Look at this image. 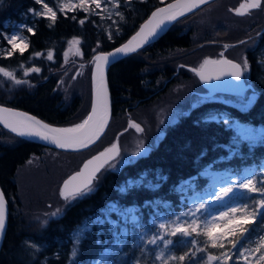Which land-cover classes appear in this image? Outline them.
Here are the masks:
<instances>
[{
	"label": "trees",
	"instance_id": "1",
	"mask_svg": "<svg viewBox=\"0 0 264 264\" xmlns=\"http://www.w3.org/2000/svg\"><path fill=\"white\" fill-rule=\"evenodd\" d=\"M44 1L53 5L51 0ZM169 1L171 0L127 1L123 7L120 6L124 19H120L112 39L107 36V23H104V19L96 10L91 8L85 12L79 8L63 12L57 8L55 22L45 17L29 21L33 32L25 31L28 48L22 54L15 51L10 56H4L3 35L14 23H21L25 14L30 15L29 9L37 11L40 5L35 3V0H0V68L18 69L35 63H39L40 67V72H31L28 78H24V86L18 87L10 86L12 84L0 73V80L6 82L9 88H13L10 98L4 96L7 95L4 91H0V104L26 111L57 127H72L82 122L91 105L94 56L123 43L155 8ZM238 2L239 0H216L210 3H220L218 7L222 6L221 9H231L228 14H224L220 9L223 18L229 20L226 17L231 16L234 21H241L238 24L241 26H223L225 32L221 38L216 39L218 44L212 43L215 40L213 32H206L201 37L199 53L183 62L168 63L162 68L150 69L152 63L163 59L164 56L169 57L178 50L194 47L195 31L178 25L180 27L169 30L154 44L114 63L108 71V85L112 97L111 123L104 136L91 148L78 153L57 151L20 139L0 127V187L9 209L6 235L0 250V264H93L101 258L115 238L104 213L105 208L112 203L119 209L134 208L137 220L143 228L134 227L133 223H130L128 228L127 224L129 234L118 248L119 258H114L111 264H153L150 262V254L146 252L141 255V247L136 243L139 233L153 228L151 221L157 220L160 215L173 218L189 208V200L194 192L201 193L212 188L211 177L214 174L227 173L236 180L237 176L242 179L252 172H260V166L264 164V140L234 144V129L222 119L224 116L227 120L229 118L251 126H264V54L257 38L264 25V17L257 23L255 22L261 15L253 17L256 19L254 21L250 16L236 17L233 11ZM213 10L210 11L212 15L208 16L207 22L211 26L213 23L220 25L222 21L217 22L221 19L220 12L213 13ZM185 19L187 18L178 22ZM81 20L84 21L83 24L80 23ZM245 26L247 28L244 29ZM73 38L80 39L81 64L85 70L82 86L75 89L80 92V96L77 94L67 102L60 91L64 76L61 79L54 74L62 64L63 53L69 40ZM242 41L246 43H241ZM252 44L253 48L257 49L251 52L247 59L244 53V58L249 64L246 79L248 81L250 75L251 81H254L256 96L246 110H240L222 101H203L188 112H181L175 123L165 127L158 144L147 154L139 156L118 170L102 171L93 183V191L87 196L71 202L62 201L65 206L60 204L59 216L53 217L52 213L45 212L51 211L47 207L48 202L44 203L47 208L44 213L47 215L44 214L43 218L35 217V213L39 211H34L33 216L24 212L18 186L22 181L18 174L32 158L43 156L46 151L59 152L75 158L72 162L73 171L78 170L86 158L115 142L119 133L126 130L124 127L134 111L159 100L178 84L179 80L185 81L189 78L191 73L183 69L180 63L194 66L205 57L218 58L221 50L226 47H229L226 53L238 61L236 52H242ZM49 51L53 52V61L46 58ZM39 53L42 54L41 61L40 58L34 57ZM30 59L39 62L32 63ZM118 120H121V124L116 126L114 123ZM10 138L15 139L16 143ZM161 177L163 179H160ZM141 178L143 180L140 184L128 187L130 182ZM61 182L62 180L53 187V194L59 200L62 199L59 193ZM156 184L159 186H150ZM121 188H125V191L121 192ZM250 195L256 200L261 198L258 192ZM52 199L53 197L48 201ZM232 203L233 200L226 198L223 207ZM27 215L32 217L26 219ZM110 216L114 218L116 215L111 213ZM97 220L101 223L98 224ZM246 227L253 230L245 234L251 242L250 246H253L264 233V214ZM198 232L199 236L192 233L191 238H188L197 240L198 243L194 247H174L176 260L172 264H206V253L220 255L231 248V245L225 242L224 249H213L210 242L205 243L207 238L203 229H198ZM172 239L178 240L179 235ZM232 239L240 240V237ZM240 243L244 241L241 240ZM200 249L203 251L200 252ZM180 255H185L184 261H179ZM227 264H234V257L228 260Z\"/></svg>",
	"mask_w": 264,
	"mask_h": 264
},
{
	"label": "snow or ice",
	"instance_id": "2",
	"mask_svg": "<svg viewBox=\"0 0 264 264\" xmlns=\"http://www.w3.org/2000/svg\"><path fill=\"white\" fill-rule=\"evenodd\" d=\"M209 2L210 0H175L174 3H170L166 7H158L156 11L152 12L151 17L141 26L140 30L133 35L127 43L116 48L115 51L111 53L95 55L93 58L94 71L92 72L91 110L82 122L72 127H52L23 112L14 111L7 107H0V124H3L5 128L10 129L12 133H15L19 137L39 138V140L53 144L59 149L80 150L88 148L100 139L109 122L110 98L108 85L105 79L106 66H108L112 62V59L118 54L126 56L130 53L137 52L138 49L143 48L155 38L159 32L163 31L167 24L177 21L179 17L191 13L194 9H198ZM35 3L41 4L42 0H35ZM91 3L95 5V9H102V0H91ZM103 3L112 4L115 8L120 6V0H103ZM88 5L89 0H80L79 5L75 3L63 5L61 11L65 8L71 10L81 7L85 12H88ZM262 8H264L262 0H248L247 3L240 4L239 8L235 10V14L244 16L252 9ZM29 11L33 12L35 15L44 16L52 22H55L57 18L56 11L47 3H43V11L41 12H35L32 9H29ZM115 14L119 15L121 20L124 19L122 13L117 12ZM111 15L112 13L109 12L108 17L110 18ZM80 23L83 24L84 21L81 20ZM25 27L28 32H33L32 27ZM5 38L11 45L12 51L18 49L22 54L28 48V43L19 35L13 34ZM109 39H112L111 35ZM79 43L80 41L76 39L71 41L73 45H79ZM241 43L246 42L242 41ZM77 53H79V49H77ZM11 54L12 52H8L9 56ZM47 59H53L51 52L48 53ZM181 67L184 66L181 65ZM248 67L249 64L246 59L243 64L235 63L228 59H205L198 69L190 70L193 71L201 81L208 83L211 79L220 80L223 76H230L236 81H241ZM31 71L38 73L40 69L32 68ZM0 73L14 80L15 84L19 85L21 83H26V81L15 79L12 72L5 71L3 68H0ZM24 74L28 75V72L26 71ZM249 103H251V101H249ZM213 119H215V117H213ZM224 122L227 123V120ZM128 126L129 128L135 129L137 132L142 131L138 123L130 121ZM260 133V139L264 140V130H260ZM233 143L236 144L237 142L234 141ZM135 155H140V153H135ZM119 157V144L113 143L103 152L84 163L82 170L65 180L60 190V196L65 201L87 196L93 191L92 186L94 180L97 179V173L105 168L106 165L114 168L115 164L112 162L117 161ZM160 179L163 178L161 177ZM141 182L142 181L130 182L128 187L131 188L133 184H139ZM150 186L158 187L159 185ZM124 191L125 188H121V192ZM257 192L261 197L258 200L250 195L251 193ZM225 198L233 200V203L229 206V210L221 211L219 214L210 213L208 211V202L202 200L199 203L193 202V206L189 208L187 212H181L175 216V219L165 218L159 220V222L153 220L152 225L154 231L149 229L141 233L139 243L141 255L149 251L147 245H153L160 249L159 251L150 253L154 255L153 264H155L156 260L161 261V264H169V260H176L173 251L174 247H194L198 243L197 240H189L188 238L192 236V233H196L197 236H199L200 232H198V229L203 228V234L207 238L205 243L207 244L210 242L211 248L224 249L225 242L231 245L230 251H225L221 254L223 257L221 264H227V261L232 260L234 256L236 257L234 264H239L240 259L247 262L249 256H251L253 252H259V260L264 261V251H262L264 250V236L259 237L258 241H256L258 246L252 248L250 246L251 242L245 235L253 231L247 228L246 225L254 223L259 216L264 214V164L260 166L259 173L252 172L251 175H245L242 179L237 176L236 180L230 179L227 185H222L215 193L214 202L223 203ZM113 210H115V205L109 207V211ZM134 211L135 209H128L125 215L131 217L134 227L143 228V225L138 222L136 216L133 214ZM52 215L55 216L57 213H52ZM6 217L7 201L4 193L0 191V235L5 232ZM96 222L98 224L101 223L99 220ZM116 227V225H113V231H115ZM262 231H264V229H262ZM149 232L152 234L149 235ZM128 234L126 229L121 230L117 234V240L112 249L113 251L121 246ZM177 234H179L178 240L174 241L170 238L177 236ZM237 236L240 237V240L232 239ZM78 238L79 237H77V239ZM241 240L244 241V243H240ZM165 250L168 252L167 257H165ZM75 255L76 251L74 249L73 256ZM188 255H194V253H188ZM178 259L179 261H184L185 255H180ZM206 259L209 262L217 261L221 260V256L208 255Z\"/></svg>",
	"mask_w": 264,
	"mask_h": 264
},
{
	"label": "rangeland",
	"instance_id": "3",
	"mask_svg": "<svg viewBox=\"0 0 264 264\" xmlns=\"http://www.w3.org/2000/svg\"><path fill=\"white\" fill-rule=\"evenodd\" d=\"M127 1L130 0H122L120 1V6H122L123 4H125ZM142 1V0H141ZM160 1H165V0H160ZM53 5L48 4L47 2H45L44 0H42V3L39 4L40 8L35 11V12H41L43 11V3H47L49 6L53 7V10L56 11V9L58 8L59 10H61V8L63 7V5L68 4V3H75L77 5H79L80 0H51ZM220 3L217 4H208L205 7L201 8V10L198 13L195 14H190L188 17L186 16L187 19H185L182 22H177L175 25H182L184 26V28H191L192 30L195 31V35H194V40H195V45L192 49L189 50H178L175 54L173 55H169V57L164 56L163 59L159 60V61H155L154 63H152L150 65V69H158V68H162L165 64L168 63H175V62H183L185 61V59L189 58V57H193L196 54H198V48L200 47V43H202V39L201 37L207 32V33H211L213 32L214 35V42L212 43H216L217 42V38H221L222 34H224V30H223V26L224 27H231V28H238L241 25H238L239 23H241V21H238L237 19H235V21L233 20V18L231 16H228L226 18H228L229 20L223 18V15L221 14L222 12H220V9L222 6H219ZM120 6L118 8H115L112 6V4H104L103 0H102V9H95V5L91 3V0H89V9H94L97 11L98 15H100V17H102L104 20V23H107V27H106V32H107V36L113 37L115 35V30L118 27V23L120 21V16L116 15L115 13L119 12L121 13L122 10L120 9ZM124 6V5H123ZM122 6V7H123ZM81 7H77L75 9H67L65 8L63 10V12H71L73 10L79 9ZM82 9V8H81ZM214 9V10H213ZM214 11L213 13H217L220 12L221 15V19L217 20V22L222 21L221 23H219L220 25L213 23V25L211 26V24H208L207 21H209L208 16L212 15L210 11ZM221 11H224V14H228V11H230V9H221ZM111 12L112 15L109 18L108 17V13ZM210 12V13H209ZM234 12V11H233ZM236 17H238L235 12L233 13ZM246 16V15H245ZM243 16V17H245ZM38 17H44V16H40V15H35L33 12H30V15L25 14L24 17L22 18V22L21 23H16L13 26H11L10 31L6 32V34L4 35V41L6 43V46L3 47L4 51V56H9L8 52H12L14 53L15 51H12L11 45L7 42V39L5 37L16 34L21 36L26 42L27 37L25 34L26 27H32L31 24H29V21H33ZM247 18V17H246ZM262 19V16L260 19H257V21L255 23H257L258 21H260ZM252 20H256L255 18H252ZM248 26V25H247ZM247 26L243 27L244 29L247 28ZM33 28V27H32ZM28 32V31H27ZM28 33H32V32H28ZM79 40V38H73L71 40H69L66 49L63 53V58H62V64L60 66L59 69H56V73L54 75L61 77V79L63 78L62 81V86L60 91L63 92L64 96H65V101H69L71 99V97H74L75 95L78 94V96H80V92H76L75 89L77 88V86H82L83 83V79L82 77L84 76V66L81 64L82 63V53H81V49H80V43L79 45H73L71 44L72 40ZM218 44V43H216ZM248 48H253V44L252 46H248L246 48H244L242 50V52H236L237 55V60L239 61L240 59H242V61L244 62L245 58H244V53L246 51V49ZM77 49H79V53H77ZM18 53H20V51L17 49L16 50ZM51 52V51H49ZM48 52V53H49ZM221 52H223V50H221ZM46 54V58L47 55ZM53 55V52H51ZM221 54V53H220ZM41 53L35 55V58H40L41 59ZM241 55V57H240ZM208 56V55H207ZM224 56H226L227 58H232L231 54L226 53ZM34 58V59H35ZM207 58H211V57H205L203 60H200L199 62H197L196 64H194V66L188 65L192 68L198 69L200 67V65L203 63V61ZM54 59L50 60L53 61ZM30 62H39L37 60H29ZM153 61V59L151 60ZM241 62V60H240ZM243 62H241L240 64H243ZM39 63H35L34 65H30V66H23V67H19L18 69H5V71H10L13 73L15 79L21 80V81H26V79L24 78H28L29 74L32 72L31 69L32 68H39L38 66ZM28 72V75H25V72ZM188 71V70H186ZM191 73V75L189 76V78H187L185 81L183 80H179L178 84H176L175 86H173L167 94H165L162 98H160L159 100L151 103L150 105L146 106V107H142L136 111H134L132 113V115H130L129 118V122H133V123H138L140 124L142 131L141 132H137L135 131V129L129 128V122L127 123V125L124 127L126 128V130L121 131L119 133V135L116 137L115 142L119 144L120 147V157L117 159V161H113L112 163L115 164V167H109L106 165V171L107 170H118L121 166L126 165L132 161H135V159H138L139 156L144 155L146 153H148L154 146H156L160 140V138L163 136V131L164 128L175 123L179 117V114L181 112H188L191 108L201 104L203 101H222L224 104H228V105H232V106H236L237 108H239L240 110H246L249 106V101H253L256 93L252 92V91H246L245 93L241 94L240 96H234L235 98L232 97H225L223 95H212L211 97H205L204 95H201V93L203 94V92H205L203 86L201 85V83L199 82V80L197 79L196 75H194V73L192 71H188ZM246 74L247 71L245 72V79H246ZM5 77V76H4ZM5 79L7 81L10 82V86H14V87H18V86H24L23 83L21 84H15L14 80L5 77ZM24 79V80H23ZM247 81V79H246ZM249 82V80H248ZM83 88V87H82ZM81 88V89H82ZM0 91H4L3 93H6L7 98H10L13 88H9L8 85L6 84V82H3L2 80H0ZM78 91V90H77ZM82 101V98H81ZM223 120H227V117H222ZM121 121V120H120ZM119 120L116 121V123H114L116 126L120 122ZM227 122L233 127L234 132H235V138L234 141H236V144H239L240 142L243 141H247L249 143H257L259 141H262V139H260V130H264V126H251V125H247L244 124L238 120H227ZM251 130V131H250ZM247 137V138H245ZM10 140L13 142L15 141V139L10 138ZM143 150H142V148ZM135 153H140V155H135ZM70 155H64L61 154L59 152H52V151H46L45 154L43 155V157L41 158H32V160L29 161L28 164H26L20 171L18 174L19 179L22 181L21 185L19 184V188H20V192H21V197H22V202H23V206H24V212L26 214H31L33 216V212L34 211H39L35 213V217H41L43 218L45 215L50 214V213H57V215L53 216V217H57L60 214V204L64 205L65 204L63 202H71L73 199H70L68 201L63 200V198L61 200H59L56 195H54V185L59 183V181H61L67 174H69L71 171L74 170V164H72V162L75 160V158H70ZM74 172V171H73ZM71 172V173H73ZM70 173V174H71ZM211 177V176H210ZM232 179L234 180L230 175H228L227 173H221V174H214L211 177V183H212V188L205 191V192H194L192 194V196L190 197L189 200V208H191L193 206V202L195 203H199L202 200L203 201H207L208 202V211L210 213H215V214H219L221 211H225V210H229V206L230 205H226L225 207L224 204L226 202V198L224 200L223 203H219V202H214L215 201V193L219 190V188L222 185H227L229 183V180ZM143 178H141L140 180H138V182L142 181ZM238 182V181H237ZM62 184V183H61ZM140 184V183H139ZM138 185V184H137ZM22 186V187H21ZM61 187V186H60ZM45 192V193H44ZM51 194H49V193ZM60 193V191H59ZM51 195V196H49ZM49 196V197H48ZM53 197L52 200L48 201L49 199H51ZM63 201V202H62ZM47 203V207L48 209H51V211H46L47 213H44V209L46 208V205L44 206V203ZM115 205V204H109L105 210V216L106 219L108 221V224L110 226V229H113V225H116V229L114 231V235L115 238L113 240V242L106 248L105 253L101 256L99 261H95L94 264H111V262L113 261L114 258H119L118 256V249H115L114 251L112 250L116 240H117V234L121 231V230H127L129 228V224L133 223L131 221V217L130 216H126L125 213L127 212L128 209H134V208H125V209H119L118 207H116L115 205V210L113 211H109V207ZM189 208L183 210L182 212H187L189 210ZM62 212V211H61ZM111 213H114L116 216L114 218H112L110 216ZM181 213V212H180ZM178 213V214H180ZM45 214V215H44ZM136 216V212L134 211L133 213ZM176 214V215H178ZM171 219H175V216ZM32 216H28L25 217L26 219ZM137 218V217H136ZM168 217H165L163 215H160L158 217V219L156 220L157 222H159V220L161 219H165ZM127 224H128V228H127ZM151 225H152V221H151ZM153 226V225H152ZM152 229V231H154V228H149ZM203 228H200V230H202ZM146 231V230H145ZM144 232V231H142ZM141 232V233H142ZM141 233L138 234L137 236V240L136 243L139 244L140 243V236ZM152 233L149 232V235H151ZM179 235V234H177ZM264 236V233L263 235ZM261 237V236H260ZM172 239V237H170ZM191 238V237H189ZM126 239V238H125ZM259 239V238H258ZM258 241V240H257ZM258 246V243H256L255 245L251 246L252 248H255ZM121 247V246H120ZM119 247V248H120ZM162 247V245H161ZM148 248V253H152L155 251H159V248H156V246L153 245H147ZM231 250V248L229 249V251ZM174 251V249H173ZM203 250L200 249V252H202ZM264 251V250H262ZM175 254V253H174ZM208 254H205V262L206 264H221V261L223 260L222 255H215V256H221V260H217V261H207L206 257ZM168 256V252L167 250H165V257ZM259 256L260 253L259 252H253L251 256H249L248 261H243L246 262V264H258L259 263ZM150 262L154 261V255L150 254ZM153 260V261H152ZM175 260H169V264L174 263ZM156 262L158 264H161V261L156 260ZM245 264V263H244Z\"/></svg>",
	"mask_w": 264,
	"mask_h": 264
},
{
	"label": "water",
	"instance_id": "4",
	"mask_svg": "<svg viewBox=\"0 0 264 264\" xmlns=\"http://www.w3.org/2000/svg\"><path fill=\"white\" fill-rule=\"evenodd\" d=\"M214 1H216V0H210L209 3L202 5V6H201L200 8H198V9H194L193 12H195V11L201 9V8L204 7L205 5H208V4H210V3L214 2ZM174 2H175V0H172V1L168 2V3H165V4H163V5H160V6H158V7H166L168 4H170V3H174ZM242 3H245V2H241L240 4H242ZM240 4L235 8V10L239 8ZM158 7H157V8H158ZM157 8H155L152 12L156 11ZM152 12H151V13L149 14V16H148V17H147V18H146V19L140 24V26L137 28V30H136V31H135V32H134V33H133L128 39H126L123 43H121L120 45L114 47L113 49H111V50H109V51H106V52H103V54L111 53V52L115 51L116 48L121 47V46H123L125 43H127V42L131 39V37H132L133 35H135V34L140 30L141 26H142V25H143V24H144V23H145V22L151 17ZM193 12H191V13H193ZM191 13H187L185 16H183V17H179L177 21L172 22V23H170V24H167L166 27L164 28V30L161 31V32H159V34H158L155 38H153L148 44H146L144 47H146V46L152 44L153 42H155L156 40H158L159 38H161L163 35H165V34L169 31V29H170L171 26H173V25H174L176 22H178L179 20H181V19L185 18L186 16L190 15ZM237 16H238V15H237ZM240 17H243V16H240ZM144 47H143V48H144ZM228 48H229V47H226V48H225V50H224L223 53H222L223 55H222V57H221L220 59H228V58H226V57L224 56V53H225V51H226ZM141 49H142V48L138 49L137 51H139V50H141ZM135 53H136V52H135ZM100 54H101V53H100ZM131 54H133V53H130V54L126 55V56H129V55H131ZM126 56H125V55H122V54H118L114 59H112V62H111L108 66H106V68H105V79H106L107 85H108V71H109L110 67H111L114 63H116L117 61L121 60L122 58H124V57H126ZM207 59H212V58H207ZM212 60H218V59H212ZM228 60H231V59H228ZM231 61H233V62H235V63H238V62H236V61H234V60H231ZM93 71H94V66H93ZM93 71H92V72H93ZM197 77H198V76H197ZM198 79H199L200 83L202 84V86H203L205 89L208 90V93L204 94L205 97H211V96L214 95L215 93L227 94V95H241V94H243V93H244L245 91H247V90H254V88H253V86H252L251 84H246V83H245L244 76L242 77L241 81H236L234 78H232V77H230V76H223L220 80L211 79V80H209L208 83H205V82L201 81L199 77H198ZM108 90H109V98H110V117H109V122H108V125H107L106 129H105L104 134L106 133V131H107L108 127H109V124H110V122H111V119H112V97H111V93H110L109 85H108ZM91 101H92V94H91ZM0 107H7V108H9V109H11V110H14V111L23 112V113H25V114H27V115L33 116V117H35L36 119L41 120L43 123H46V122L43 121L42 119H40V118H38V117H36V116H34V115H32V114H29V113H27V112H25V111H23V110L15 109V108H11V107H8V106H3V105H0ZM90 110H91V105H90ZM90 110H89V112H90ZM88 114H89V113H88ZM47 124H48V123H47ZM49 125H50V124H49ZM50 126H52V127H57V126H54V125H50ZM0 127H2V128H3L4 130H6L7 132L11 133L12 135H15L16 137H18V138H20V139H23V140H26V141H32V142H35V143H37V144H40V145H42V146H44V147H48V148H51V149H54V150H57V151H63V152H68V153H77V152H81V151H84V150H86V149H89V148H91L92 146H94V145H95V144H96V143H97V142L103 137V135H104V134H103V135L100 137V139H98L94 144L90 145L88 148L80 149V150H72V149H59V148H57V147H56L55 145H53V144H50V143H48V142H45V141H41V140H39V138L19 137V136H17L15 133H12V132L10 131V129L5 128L3 124H0ZM61 128H63V127H61ZM110 146H111V145H110ZM110 146H108V147H110ZM108 147H107V148H108ZM105 149H106V148H105ZM105 149H104V150H105ZM104 150H102L101 152H103ZM101 152H99V153H101ZM99 153H96V154H94V155L88 157L87 159H85V160L82 162V164H81V166H80V168H79L78 170H76L75 172H73V173H71L69 176H67V177L63 180V182H62L61 187H60V190H61L62 185H63V183H64L65 180H67L71 175L75 174L76 172L82 170L84 163H86L89 159H91L92 157L98 155ZM103 169H104V168H103ZM103 169H101L100 172H101ZM100 172H99V173H100ZM99 173H97V176H98ZM94 181H95V180H94ZM93 183H94V182H93ZM0 191H2V188H1V187H0ZM2 192H3V191H2ZM6 201H7V200H6ZM8 216H9V209H8V203H7L6 228H5V232H4L2 235H0V250H1V247H2V244H3V241H4V238H5V235H6V230H7V225H8Z\"/></svg>",
	"mask_w": 264,
	"mask_h": 264
},
{
	"label": "flooded vegetation",
	"instance_id": "5",
	"mask_svg": "<svg viewBox=\"0 0 264 264\" xmlns=\"http://www.w3.org/2000/svg\"><path fill=\"white\" fill-rule=\"evenodd\" d=\"M241 2H245V3H247L248 2V0H239V2H238V4L236 5V7L241 3ZM262 3H264V0H262ZM235 7V8H236ZM234 8V9H235ZM259 15H261L262 17H264V8H262V9H252V10H250L249 11V13L246 15V16H250L251 18H253V17H255V16H259ZM178 27H180V26H178V25H173V26H171L170 27V29L169 30H171V29H175V28H178ZM259 33H260V35L257 37L258 38V40L260 41V43H261V50H263V54H264V25L262 26V28L260 29V31H259ZM160 39V38H159ZM158 39V40H159ZM158 40H156L155 42H157ZM257 40V39H256ZM155 42H153L152 44H154ZM151 45V44H150ZM257 49V47H255V48H248V49H246V51H245V55H246V59H247V56L249 55V54H251V52H253L254 50H256ZM154 50H152V52H153ZM222 53V52H221ZM226 54V53H225ZM222 55L220 54V56L217 58V59H219L220 57H221ZM231 59V58H230ZM232 60H234V59H232ZM181 65H183L184 67H183V69H185V70H188V71H190V66H188V65H186V64H184V63H180ZM152 70H155V69H152ZM251 77H250V75H249V82L248 81H246L245 80V82H246V84H251L253 87H254V90L252 91V92H254V93H256V87H255V85H254V81L252 82L251 81V79H250ZM204 88V87H203ZM204 90H205V92H203V94L201 93V95H204L205 93H207L208 92V90H206L205 88H204ZM219 93H217V94H215V95H218ZM220 95H223V94H220ZM112 144V143H111ZM110 144V145H111ZM109 146V145H108ZM107 146V147H108ZM106 147V148H107ZM105 149V148H104ZM103 149V150H104ZM102 151V150H101ZM100 152V151H99ZM136 160V159H135ZM106 167V166H105ZM105 169V168H104ZM103 171V170H102ZM234 259L236 260V257L234 256ZM234 260V261H235ZM246 264V262H244L242 259H240V261H239V264ZM259 264H264V261H259Z\"/></svg>",
	"mask_w": 264,
	"mask_h": 264
},
{
	"label": "bare ground",
	"instance_id": "6",
	"mask_svg": "<svg viewBox=\"0 0 264 264\" xmlns=\"http://www.w3.org/2000/svg\"><path fill=\"white\" fill-rule=\"evenodd\" d=\"M14 24H16V23H14ZM13 24V25H14ZM12 25V26H13ZM11 28V27H10ZM10 31V30H9ZM5 35V34H4ZM4 35H3V37H4ZM4 46H6V43H5V45ZM2 50H4L3 48H2ZM39 52V51H38ZM10 58V57H9ZM10 60H11V58H10ZM14 61V60H13ZM11 63V62H10ZM16 64V63H15ZM19 65H20V63H18ZM57 84V83H56ZM0 105H2V104H0ZM4 106V105H3ZM26 112V111H25ZM28 113V112H27ZM30 114V113H29ZM2 128V127H1ZM3 129V128H2ZM6 131V130H5ZM13 143H16V141H13ZM54 153V152H53ZM41 157H43V156H40V157H36V158H41ZM70 175V174H69ZM68 175V176H69ZM67 177V175L62 179V182H63V180L65 179ZM61 182V183H62ZM79 226V225H78ZM24 241V240H23ZM35 242V241H34ZM26 243V242H25ZM36 244V243H35ZM27 245V244H26ZM42 245V244H41ZM29 246V245H28ZM28 246H27V249H28ZM31 246V245H30ZM43 246H44V244H43ZM31 248H32V246H31ZM36 248H38L37 246H36ZM30 249V248H29ZM35 249V248H34ZM32 250V249H31ZM100 260V258L98 259V260H96V261H99ZM94 264V263H93Z\"/></svg>",
	"mask_w": 264,
	"mask_h": 264
}]
</instances>
